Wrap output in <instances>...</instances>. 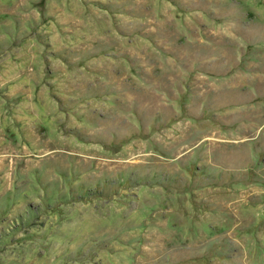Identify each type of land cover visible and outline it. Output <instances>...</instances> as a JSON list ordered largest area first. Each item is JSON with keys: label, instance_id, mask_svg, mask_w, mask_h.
<instances>
[{"label": "rangeland", "instance_id": "obj_1", "mask_svg": "<svg viewBox=\"0 0 264 264\" xmlns=\"http://www.w3.org/2000/svg\"><path fill=\"white\" fill-rule=\"evenodd\" d=\"M0 264H264V0H0Z\"/></svg>", "mask_w": 264, "mask_h": 264}]
</instances>
